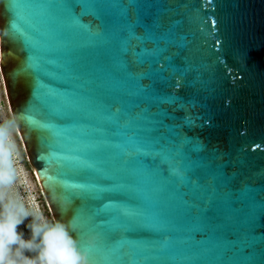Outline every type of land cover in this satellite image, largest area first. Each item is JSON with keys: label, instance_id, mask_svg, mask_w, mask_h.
<instances>
[{"label": "water", "instance_id": "95a60500", "mask_svg": "<svg viewBox=\"0 0 264 264\" xmlns=\"http://www.w3.org/2000/svg\"><path fill=\"white\" fill-rule=\"evenodd\" d=\"M75 2L0 0V73L53 220L89 264H259L264 0H152L147 21L144 0Z\"/></svg>", "mask_w": 264, "mask_h": 264}, {"label": "clouds", "instance_id": "9594fccd", "mask_svg": "<svg viewBox=\"0 0 264 264\" xmlns=\"http://www.w3.org/2000/svg\"><path fill=\"white\" fill-rule=\"evenodd\" d=\"M31 218L25 237L17 226ZM70 222L48 220L33 203L19 199L0 203V264H89L87 247L80 246L69 231ZM91 246L93 239H86Z\"/></svg>", "mask_w": 264, "mask_h": 264}, {"label": "rangeland", "instance_id": "374dc122", "mask_svg": "<svg viewBox=\"0 0 264 264\" xmlns=\"http://www.w3.org/2000/svg\"><path fill=\"white\" fill-rule=\"evenodd\" d=\"M8 198H18L29 208L34 203L48 220H53L12 119L0 73V203ZM30 219L26 218L24 223L17 226V230L22 231L25 237L29 234L25 224Z\"/></svg>", "mask_w": 264, "mask_h": 264}, {"label": "snow or ice", "instance_id": "6c2138e0", "mask_svg": "<svg viewBox=\"0 0 264 264\" xmlns=\"http://www.w3.org/2000/svg\"><path fill=\"white\" fill-rule=\"evenodd\" d=\"M81 3L80 0H76V2L73 4V8L75 9L76 7H81ZM141 7H143L144 9V20H149L152 14V9H153V3L152 0H144V3L141 5ZM23 118V116H22ZM173 172H176L177 174L178 171L177 169L173 168L172 169ZM262 191H264V189H262ZM262 207H264V197H262ZM261 217H264V213H260V219ZM255 220H256V214L252 213L249 219V228L253 229L255 228ZM262 243H264V240H262ZM259 264H264V255H262L261 260L259 262Z\"/></svg>", "mask_w": 264, "mask_h": 264}, {"label": "bare ground", "instance_id": "6f19581e", "mask_svg": "<svg viewBox=\"0 0 264 264\" xmlns=\"http://www.w3.org/2000/svg\"><path fill=\"white\" fill-rule=\"evenodd\" d=\"M35 175V177H36V179H37V176H36V174H34Z\"/></svg>", "mask_w": 264, "mask_h": 264}]
</instances>
